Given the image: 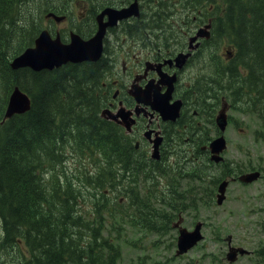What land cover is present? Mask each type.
Wrapping results in <instances>:
<instances>
[{
    "label": "trees",
    "instance_id": "obj_1",
    "mask_svg": "<svg viewBox=\"0 0 264 264\" xmlns=\"http://www.w3.org/2000/svg\"><path fill=\"white\" fill-rule=\"evenodd\" d=\"M180 1L194 10L201 4L198 11L212 20L214 38L210 41H226V77L218 84V93L235 89L241 97H252L261 104L259 111L264 113V0ZM25 4V0H0V259L9 264H119L118 244L104 237L101 226L91 227L83 221L75 207L77 200L91 190L103 189V182L109 181V186L120 185L132 206L143 213L140 219L145 227L164 233L171 219L153 208V196L142 200L137 182L127 174L138 171L143 161L119 127L108 126L100 116L102 62L68 64L40 72L10 67L12 58L31 46L38 35L34 19L26 26ZM164 20L158 14L154 28H160ZM188 20L191 23L192 16ZM127 28L128 33L142 31L139 21ZM12 37L13 43H9ZM211 61L216 68L221 67L218 57L212 55ZM14 86L31 96L32 107L25 114L4 120ZM200 108L204 111L203 106ZM181 120L183 117L178 121L181 129L204 140L197 119ZM73 144L80 147V155L94 148L101 150L97 154L102 165L95 176L97 182L90 180L92 173L85 167L80 168L81 182L87 180L91 187L74 186L65 173L59 174L61 183L50 181L53 172L48 166L67 152L64 146ZM196 149L197 154H205L200 146ZM112 163L115 170L110 172L105 165ZM218 166L224 173L217 182L240 169L234 162ZM192 167L188 176L202 179L194 172L196 164ZM165 191L167 185L160 193L176 194L175 190Z\"/></svg>",
    "mask_w": 264,
    "mask_h": 264
},
{
    "label": "rangeland",
    "instance_id": "obj_2",
    "mask_svg": "<svg viewBox=\"0 0 264 264\" xmlns=\"http://www.w3.org/2000/svg\"><path fill=\"white\" fill-rule=\"evenodd\" d=\"M43 2V0H38L30 6L28 16H25L26 26L35 19L31 17V13L36 14L38 22L46 24L47 8ZM61 2V7H63L67 6L71 0H61ZM152 4L156 2H146L144 13L149 12L148 8ZM167 5L170 9L173 7L170 1H167ZM170 9H166L165 13ZM173 12L174 14H169L168 17L164 13L165 21L161 28L168 23L169 28L167 29L173 26L174 31L179 35H184L188 40L192 24L187 27L186 24H180L175 20L176 12H178V17H181L183 15L181 13L184 12L178 7L174 8ZM172 17L174 19L169 21ZM65 26L66 23H63L60 28ZM124 38L117 44L115 38L108 37L112 70L118 73L120 81H123L125 77L126 58H130L133 52L137 56L144 57L146 52L157 49L158 45L154 42L138 47L136 37H130L128 41ZM9 43H13V37ZM208 49L209 51L206 52ZM226 50L225 40L221 42L215 40L207 43V48L198 53L190 62L182 76V83L178 87L179 94L187 97L189 106L201 102L202 93L198 88L203 87L206 91L208 87L215 92L218 90V85L213 80L224 81L225 72L219 70L226 66ZM212 55L218 57L221 69L216 68L212 63L209 57ZM125 93V90L118 93L121 100L124 99ZM115 94H117V88H112L108 97ZM248 102L254 107H251ZM209 104L210 112L207 116L213 115L210 119L217 116L223 106L227 107L229 124L224 136L228 149L223 153V162H234L240 167L237 171L227 175L231 183L222 204L217 203L216 196L221 183L217 180L223 175V168L213 162L209 155H200L196 152L197 145L201 147L204 140H211L218 135L215 125L210 120L201 117L197 120L199 127H203L201 136H204V140L199 141L197 133L192 134L183 128L177 129L176 132L167 128L169 131L167 133L168 145H165L163 156L160 155V158L155 160L152 158V145L143 144L139 152L144 155L147 150L149 158L145 161L141 159L144 162L143 166L147 165V168L140 167L130 176V179L133 176L131 181L137 182V189L140 190L142 200L153 196V208L159 209L160 213H165L170 217L172 223L168 231L161 233L144 228L140 223L143 213L132 206L130 199L126 198V193L119 188L118 184L109 186V181H104L103 189L91 190L90 194H84V198L77 200L75 207L83 221L91 227L101 226L104 237L118 244L119 264H264L263 253H261L264 248V113L259 111L261 104L252 97H241L235 89L223 91L218 101ZM191 110L195 111L198 108L192 107ZM206 110L207 107L204 106V111ZM166 126L165 124L163 128L165 129ZM69 139L65 140L69 141ZM132 144H135L134 139ZM63 149L67 152L64 151L63 156L55 164L48 166V169L53 172L50 179L52 183L54 181L61 183L59 174L65 173V177H70L74 186L91 187L87 180L81 182L79 176L82 167H85L89 174L92 173L90 180L98 181L95 180V176L102 166L97 157L99 150H88L80 155L78 152L81 151L80 147L74 144L64 146ZM113 164L104 165L111 172L115 170ZM193 164H196L194 172L199 178L202 177L201 180L188 176V172L193 171ZM153 170L158 176L154 175ZM253 170L262 172L258 181L245 185L239 180H234ZM166 185L168 191L175 190L174 196H165L160 193ZM116 196L120 199H116ZM158 201L161 202L157 203ZM199 223H202L203 240L187 253L179 255L177 253L178 231L180 229L192 231ZM230 249L237 252L247 250L250 254L245 256L238 254L236 260L230 262L227 259ZM0 264H9V262L0 259Z\"/></svg>",
    "mask_w": 264,
    "mask_h": 264
},
{
    "label": "water",
    "instance_id": "obj_3",
    "mask_svg": "<svg viewBox=\"0 0 264 264\" xmlns=\"http://www.w3.org/2000/svg\"><path fill=\"white\" fill-rule=\"evenodd\" d=\"M105 13L109 15L110 22L105 26H112L116 24V21L123 20L132 15L139 16L138 4L135 1L130 7L122 9L120 11L108 10ZM104 35V27L99 30L96 37L89 41H80L78 38H74L72 43L69 45H62L61 42L56 39L53 40L47 32H43L35 42V47L27 49L21 56L16 58L11 66L13 69L20 68H32L35 71L43 69H54L60 67L68 62H81L83 60H96L101 54L102 37ZM39 53V55L37 54ZM180 56L176 59L179 61ZM173 80L169 82V89L166 94L161 95L159 89L155 86L147 85L145 90L136 89L132 92L138 103H144L146 105H152L157 109L164 120H176L179 116L181 102H175L170 104L171 94L173 91ZM30 109L29 97L15 88L12 92L7 110L5 113L6 118H11L16 114L27 112ZM122 117H125L123 114ZM217 124L221 131H224L227 126V115L226 108H224L217 117ZM162 142V138L158 137L154 142V153L153 157L159 158V145ZM212 153V160L220 162L223 158L220 154L227 148V143L224 136H220L214 139L210 145ZM260 177L259 172L244 175L241 180L244 182H253ZM227 181H224L219 186V194L217 196V203L220 205L225 200ZM201 224H198L194 231L189 232L187 230H181L178 238L179 253H185L192 247H194L200 240L202 235L200 232ZM241 254L246 251L241 250ZM236 257V251L230 250L228 254V260L234 261Z\"/></svg>",
    "mask_w": 264,
    "mask_h": 264
},
{
    "label": "flooded vegetation",
    "instance_id": "obj_4",
    "mask_svg": "<svg viewBox=\"0 0 264 264\" xmlns=\"http://www.w3.org/2000/svg\"><path fill=\"white\" fill-rule=\"evenodd\" d=\"M91 1L93 0H79L75 2V5L71 10H69L70 17L72 18V26L70 23V19L66 15L65 20L59 21L57 24L61 25L63 23H67L68 25L66 26L65 30L61 29L60 26L56 25L53 26L54 33L60 34L62 37V33L67 32V28L70 26L76 31L80 30L82 32L86 31L88 29L89 24L91 27L93 26L94 28L97 27V20H98V14L99 12L107 7V6H115V7H123L128 5L132 0H125L126 3L123 4H116L118 0H96L95 8L92 9L90 7ZM56 6H53L55 8ZM141 9L143 10L144 4L140 6ZM60 9L54 14H58ZM53 23V21H52ZM62 30L63 32H61ZM92 30V29H91ZM110 31V30H109ZM108 31V32H109ZM72 30H69V35L71 34ZM95 33V32H94ZM93 33V34H94ZM82 37H85V33H80ZM92 34V35H93ZM91 34L85 38H90L92 36ZM207 40L204 37H199V39L195 42H193L191 45H187L184 48H180L175 54L171 55L170 53H163L162 51L158 50V52L154 51H149L148 55L145 54V57H142L140 55L136 54H131L132 56L130 58H126L125 61V67L126 69L124 70L125 77L123 78V81L119 80V75L118 73H112L107 76L106 82L103 83L105 88L111 90L112 88H117V94L113 95L109 103L107 104V109H108V115H111L114 113V111L118 108V106H123L125 108V113L127 115V119L129 122V125L131 124V127L128 132L126 130L124 131L126 134V137L128 139H134L135 140V150L138 151L140 149V146H143V144H151L150 139L156 135V133H160L163 136V142L160 147V155L161 157L163 156L164 148L165 145H168V130L167 128L172 129L173 132H176L177 129L180 128L178 125V121L183 117V120L186 118H192L197 117L199 112L196 110L192 112L193 115L190 114V110L192 106L188 105V99L186 96H183L182 94H179V84L182 83V76L186 72L190 62L195 58V56L198 53H201L205 50L207 47ZM196 46L195 52L190 51V47ZM209 50V49H208ZM180 53L184 54H191L188 59L186 60V63L181 69L177 68L175 64L173 63H166L162 66L160 70L156 69L159 74L164 75V81L165 77L169 79L171 76H176V85H175V90L173 93V101L177 99H181L183 101L182 105V110H181V117L179 120L176 122H163L159 115L157 113H152L150 107H146L144 105L142 106H137L136 102L134 99L129 95V88L130 86H134L137 88H143L146 86V84L152 83L156 84V81L158 80V72L155 69H150L148 72H146L145 69V64L147 61L153 62V63H158L161 64L163 63L166 59H174L175 56H177ZM139 59V60H138ZM144 59V60H142ZM145 63L143 64V62ZM168 82V81H167ZM167 82L163 84L162 82H158L156 85L160 86V92L162 91L165 92L168 88ZM121 90H125V97L123 100H121L118 96V93ZM132 113V115L130 114ZM181 120V121H183ZM167 125L165 129L163 128L164 125ZM116 125L123 128V126L116 122ZM147 131H150V138L149 140L145 137V133ZM148 141V142H147ZM152 145V144H151ZM147 151V150H146Z\"/></svg>",
    "mask_w": 264,
    "mask_h": 264
},
{
    "label": "bare ground",
    "instance_id": "obj_5",
    "mask_svg": "<svg viewBox=\"0 0 264 264\" xmlns=\"http://www.w3.org/2000/svg\"><path fill=\"white\" fill-rule=\"evenodd\" d=\"M25 1H26V4L24 5V8H25L24 10L27 9L28 11H29L30 6H32L34 3L37 2V0H25ZM28 1H30V2H28ZM21 9H23L22 6H21ZM33 34H34V32H33ZM13 37H18V36L17 35L16 36L14 35ZM185 46H187V43H185ZM207 51H209V50H206V52ZM209 57L212 58V56H209ZM131 175H132L131 173L127 174V176L129 178H130ZM131 179H133V177Z\"/></svg>",
    "mask_w": 264,
    "mask_h": 264
},
{
    "label": "snow or ice",
    "instance_id": "obj_6",
    "mask_svg": "<svg viewBox=\"0 0 264 264\" xmlns=\"http://www.w3.org/2000/svg\"><path fill=\"white\" fill-rule=\"evenodd\" d=\"M39 55V53H37Z\"/></svg>",
    "mask_w": 264,
    "mask_h": 264
}]
</instances>
